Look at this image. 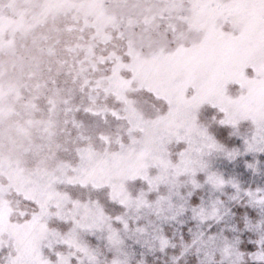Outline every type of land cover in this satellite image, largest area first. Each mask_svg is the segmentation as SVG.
Masks as SVG:
<instances>
[{"label":"snow or ice","instance_id":"obj_1","mask_svg":"<svg viewBox=\"0 0 264 264\" xmlns=\"http://www.w3.org/2000/svg\"><path fill=\"white\" fill-rule=\"evenodd\" d=\"M0 264H264V0H0Z\"/></svg>","mask_w":264,"mask_h":264}]
</instances>
